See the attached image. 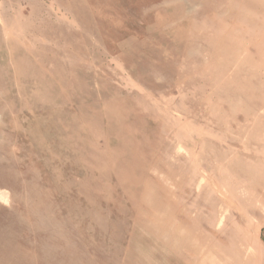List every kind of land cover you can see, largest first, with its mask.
Here are the masks:
<instances>
[{
    "label": "rangeland",
    "instance_id": "1",
    "mask_svg": "<svg viewBox=\"0 0 264 264\" xmlns=\"http://www.w3.org/2000/svg\"><path fill=\"white\" fill-rule=\"evenodd\" d=\"M0 264H264V0H0Z\"/></svg>",
    "mask_w": 264,
    "mask_h": 264
}]
</instances>
